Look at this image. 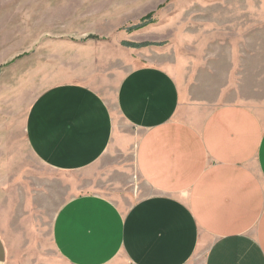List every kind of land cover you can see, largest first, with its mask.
<instances>
[{"label":"crops","instance_id":"0c3cea01","mask_svg":"<svg viewBox=\"0 0 264 264\" xmlns=\"http://www.w3.org/2000/svg\"><path fill=\"white\" fill-rule=\"evenodd\" d=\"M26 139L58 173L133 156L147 190L127 207L98 192L68 198L53 264H264V120L250 108L185 104L169 72L144 66L123 76L115 104L84 85L47 90ZM0 264L49 263L0 233Z\"/></svg>","mask_w":264,"mask_h":264},{"label":"rangeland","instance_id":"374dc122","mask_svg":"<svg viewBox=\"0 0 264 264\" xmlns=\"http://www.w3.org/2000/svg\"><path fill=\"white\" fill-rule=\"evenodd\" d=\"M144 66L169 72L185 104H240L264 120V0H0V233L16 252L58 262L52 223L71 196L127 207L147 194L133 156L58 173L26 139L47 90L84 85L115 104L123 76Z\"/></svg>","mask_w":264,"mask_h":264}]
</instances>
